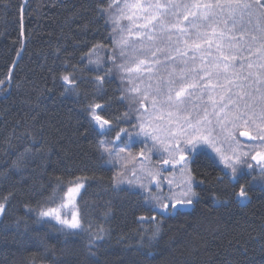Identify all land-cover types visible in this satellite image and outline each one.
Returning <instances> with one entry per match:
<instances>
[{
	"label": "trees",
	"instance_id": "1",
	"mask_svg": "<svg viewBox=\"0 0 264 264\" xmlns=\"http://www.w3.org/2000/svg\"><path fill=\"white\" fill-rule=\"evenodd\" d=\"M25 1L23 10L24 0H0V202L6 205L0 217V264H264V188L252 180L259 169L253 164L250 174L233 182L209 150L187 154L188 168L203 181L194 185L199 198L193 208L164 216L159 238L148 247L158 225L138 218L155 212L138 187L125 183L120 190L113 188L112 178L122 172V165L119 160L105 163L108 158L101 155L98 141L113 139L115 132L100 134L86 111L88 103H99L103 109L98 114L114 123L128 113L131 123L120 119L118 128L133 130L132 103L123 88L108 19L112 8L108 14L99 11L114 0ZM223 19L224 35L217 30L211 40L222 45L225 55L236 57L227 74L235 93V84H251L257 73L264 75V41L253 25L234 27L226 14ZM193 35L195 30L187 25L181 38ZM209 52L217 53L216 47ZM89 59L99 60V70ZM73 66L78 69L79 96L65 93L61 80ZM96 76L105 77L99 92ZM220 78L224 82L223 74ZM137 146L128 151L139 154ZM76 184L82 187L75 206H66L68 189ZM240 184L248 186L247 203L233 194ZM159 190L180 195L167 185ZM48 208H58L62 217L78 213L92 232L107 230L105 242L91 249L96 255H89L88 231L66 238L55 221L37 222V211Z\"/></svg>",
	"mask_w": 264,
	"mask_h": 264
},
{
	"label": "snow or ice",
	"instance_id": "2",
	"mask_svg": "<svg viewBox=\"0 0 264 264\" xmlns=\"http://www.w3.org/2000/svg\"><path fill=\"white\" fill-rule=\"evenodd\" d=\"M194 7H201V5L196 4ZM113 7L112 3H109L108 8L101 7L99 11L101 14H108L109 9ZM150 8H155L157 11L164 9V5L156 3L155 5H149ZM124 8L128 9L131 13L127 16V19L132 22L134 18V13L137 10L146 11L143 7L141 0H132L131 3H125ZM204 13L202 16H194V21H199V23H191V27L195 30V35L197 39H203V42L209 47H212V40L208 36V32H202L201 28L207 26L212 29L213 34H215V24L224 23L227 24V21L223 19L224 15L228 16V19L231 20L232 25L235 27L238 23H246L253 25L254 29L259 32L261 41H264V4L260 3V0H216L215 3H206L203 5ZM259 9V11H257ZM227 10V12H225ZM108 19L116 22L115 18L112 15H108ZM157 17L152 15L151 20H156ZM184 20L188 19V15L183 17ZM160 31L161 33L165 32L166 25L163 21V17L160 18ZM138 27V26H135ZM172 27L179 29V25H173ZM182 33L186 32L184 29H179ZM129 37L133 35L131 27L128 29ZM136 41L129 43L128 38H122L119 41L120 58H128L133 60V67H125L124 64L118 65V67L128 73L133 71H139L141 65L147 66L149 61L147 59L140 58L138 54L140 53H149L153 58V62L156 64L161 63L159 60H156V53L162 52L160 48H144L142 45L137 46V41H142L146 39L149 43H154L156 40L155 36H141L137 31L135 33ZM221 36L224 35L223 32L220 33ZM167 39L171 41V36H167ZM256 37L253 36V40ZM185 47L199 49L201 47L200 43H196L195 40L192 44H189L188 40L183 41ZM218 56L214 58V62L211 65L203 64V54L202 62L198 66L203 71V76H199L198 83L196 81V75H193L192 82L184 83L185 78L194 72L192 68L187 67V61L183 60L185 67H182L177 71L175 67L171 68L168 72L169 79L161 84V81H157L156 87L153 89L152 84L149 83L146 85V91L142 94V100L140 101L141 107H143V100L150 99L152 109L154 112L160 113L158 119L163 120L165 115L168 117V123L176 124L179 136L183 140L184 147L181 148L179 143L174 145L175 151L180 153L179 159L173 158L175 163L184 162L183 168L187 170L188 175L186 176L184 189L180 195L177 196L175 193L165 194L160 191L159 182L156 183L155 187L157 192L153 193L149 188V185L142 184L139 181L121 179L122 173L117 172L113 176V188L115 190H120L122 184H127L132 188H137L140 190L143 195L144 202L149 205V210L156 212L160 215V221H157L156 216L148 217L147 219L157 223V227L152 231L151 235L148 237L149 245L151 242L159 238L160 228L159 223L162 222L165 215H179L181 214V209L193 206L194 201L198 200L199 194L194 190V185L203 184L202 180H197L196 177L192 174L191 169L188 168L190 162L189 156L191 154L195 156L201 151H206L210 149L218 158L219 163L223 166L222 171L227 175L233 182H238L244 175L250 174L247 170H253V164L259 169L257 176L252 177V180L259 184L261 188H264V151H256L254 155H250L249 152H244L241 150L240 143L236 139V135L240 136H251V133L248 131L240 132L239 129L242 126H247L249 123L255 125L257 129V135L251 137L254 140H259L264 144V75L257 73L255 79L251 84H235L237 91L232 93V88L229 85L233 84V80L228 77V72L230 68V61L236 59L235 56L225 55L222 51V45L216 43L215 45ZM231 47V45H230ZM264 47V44H262ZM176 52L179 56H187V52H181L179 48L176 49ZM113 63H115V58H111ZM194 59V58H191ZM173 60L174 58L165 54V61ZM89 63H95L98 66L99 70V60L92 61L89 59ZM249 68L252 67L251 64L248 65ZM264 68V65L260 66ZM146 70L150 71V68L146 67ZM78 69L73 66V72L62 75L61 80L64 82V92L70 95L79 96L81 95L79 91V79L75 75V72ZM107 73L111 72V69L106 70ZM223 74L224 83L218 85H212V79L215 76L217 79ZM249 75H252L251 73ZM175 77V79L173 78ZM207 78V83L203 81ZM105 79L104 76H96L94 78V83L96 85L97 92L100 91L102 87V82ZM245 81L248 80V77L243 78ZM4 81H0V84H3ZM179 83L178 88L173 87L174 84ZM212 85V90L219 87L223 89L225 93H232L227 99L226 103H223L221 106H217L213 97L210 95L209 100L213 101L212 104V115L215 119V127H213V121L208 118V111L204 109V115L202 118L195 120V123L192 122L191 114L185 115L182 117L187 127H183L179 124V119H173L174 116H179L182 111H187L184 107L185 97L189 89H198L204 91L208 89V86ZM259 85V86H257ZM245 87H250L251 92L245 91ZM129 91L134 93H140L139 87H132ZM149 91H154L155 95H149ZM247 97V99H245ZM225 97L220 96V100L223 101ZM231 105V111L226 112L225 110ZM103 106L99 103H88L86 105V111L91 119L93 125L100 130V134L105 135L107 133L115 132L113 139H101L98 141L99 149L101 155H107V160L105 163H113L114 161L121 160V153H126L128 151L125 147H120V144L127 143L131 146V143L134 142L133 138L143 137L145 140L151 139L152 141L163 144V141H160L159 137L156 135V129L152 128L150 123L145 122L142 119H138L137 123L131 125L134 131H129L126 128H118L119 120L122 119L125 122H129L130 118L128 113L122 114V117L119 118L115 123L112 120L105 119L102 115L98 114L97 110H102ZM257 109L259 112L257 113ZM223 114V115H222ZM257 118L260 119L261 123H257ZM230 125V126H229ZM118 128V130H117ZM189 129L191 130L189 132ZM217 129L219 131H217ZM122 136L126 139H122ZM228 142L229 145L235 144V147H231L230 150L232 155H226L222 151L221 147L218 146L223 142ZM119 142V143H117ZM143 142V141H141ZM155 147V144L153 145ZM167 149V145H164ZM185 151L187 154H185ZM130 155V153H129ZM143 156V152L140 153ZM251 160L253 163H249L248 160ZM164 164H168L169 161H163ZM135 173H133L134 175ZM149 176L154 174L149 172ZM151 183V181H150ZM169 185L171 181L168 182ZM82 187L80 184H76L75 187L69 188L67 195L72 197L74 193L79 192V189ZM248 186L245 184H240L238 191H235L234 196L241 202L244 203L249 199V193L247 190ZM214 200H219L214 197ZM67 203H73L72 199H69ZM73 206H75L73 204ZM27 208L28 206L25 205ZM60 207H64V204H61ZM6 205L3 202H0V215L5 214ZM32 211V209H29ZM47 218V219H45ZM143 219V218H141ZM52 221L56 222V230L65 237H71L78 235L80 232L88 231V247L89 255L95 256L96 253L91 251L92 248L98 247L101 243L105 242L108 238V231L101 228L99 231L92 232L89 229L85 228L81 219L79 218L78 213H72L71 217L67 216L62 217L58 208H48L47 210L37 211V222L51 223ZM20 219H17V225L20 224ZM143 236L140 238V243L143 246Z\"/></svg>",
	"mask_w": 264,
	"mask_h": 264
},
{
	"label": "rangeland",
	"instance_id": "3",
	"mask_svg": "<svg viewBox=\"0 0 264 264\" xmlns=\"http://www.w3.org/2000/svg\"><path fill=\"white\" fill-rule=\"evenodd\" d=\"M131 2L132 0H114V5L109 13L115 18L116 21L113 22L110 20L112 28L114 30L116 50H118L116 55L120 59L119 65L124 64L125 67L134 66L135 62L133 60L119 57V41H121L122 38H128L129 43L136 41L135 33L137 31L141 36L156 37L154 43H149V41L144 39L142 41H137V46L142 45L144 48L153 49L160 48L163 51L156 53L155 59L161 62L159 64L153 62L154 58L149 53L138 54L140 58L147 59L149 61V64L147 66L141 65L139 71H133L131 73L122 70L124 75L123 80L125 82L123 88L126 91L127 97L132 103L129 108L132 115L134 116L133 125L137 123L138 119H142L145 122L150 123L152 128L156 129V135L159 137L160 141H163V144L152 141L151 139L145 140L143 137L135 136L133 138L134 142L131 143V146H129L127 143L121 144L120 147L124 146L125 148L129 149L132 148L133 144L137 143L138 146L136 147V151H140V153L143 152V156H141L140 159H137L139 158L140 153L136 155H133V152L131 153L130 151H127L126 153H121L122 159L119 160V163L122 165V175L120 178L122 180L127 179L139 181L142 184L149 185L150 189L156 188L155 185L157 182H159L160 186L167 185L168 188H172L180 193L179 188L181 185H183L182 190H185L184 184L188 172L183 168V161H181L180 163H175L173 160V158L178 160L180 155V153H177L175 151L174 145L179 143V146L181 148L184 147L183 140L179 136L177 125H170L167 122L168 117L166 115L163 120L158 119L160 113L154 112L151 106L150 99L143 100V107H141L140 101L143 98L142 94L147 90L146 85L151 83L154 89L158 80L161 81V84L163 85V82L169 79L168 72L171 70V68L175 67L177 71H179L180 68L185 67V64L182 62L183 60L187 61V67L192 68L194 70L192 74H189L185 78L184 83L192 82V77L193 75H196V73H198V75L196 76V81L200 83L199 76H203V71L198 66L202 62V54L204 65H211L214 62V58L218 56L217 53L209 52L215 48L213 41V46L209 47L203 42V39H197L196 35L181 38L182 32L179 31V29L186 30L187 25L191 27V23L193 22L199 23V21H194V16L198 17L203 15V5L205 4V1L141 0V3L146 9V11L137 10L134 13L133 21L130 22L127 19V16L133 13H131L128 9L124 8V4ZM156 3L164 5V9L157 11L155 8L148 7L149 5H155ZM196 4L201 5V7H194L193 5ZM152 15H155L157 19L151 20V22H149L150 17ZM185 15H188L187 20L183 19ZM161 17H163V21L166 25L164 33H161L160 31L159 21ZM176 24L179 25V29L172 27ZM221 25L222 23L214 25L216 31L218 30L220 33L222 32V29H220ZM130 27L133 32V35L131 37H129L128 32V29ZM205 27L206 28L202 32H208V36L211 39L213 34L212 29L207 26ZM167 36H171V41L167 39ZM184 40H188L189 44H192V42L195 40L196 43L201 44V47L199 49L185 47L183 43ZM177 48H179L181 52H187V56H179L176 52ZM188 49H190V51H188ZM165 54L173 57L174 62L173 60L165 61ZM146 67L150 68V71L146 70ZM173 78L175 79V77ZM203 83H207V78H205ZM223 83L224 82H221V78L217 79L214 76L212 79V85H218ZM212 85H209L208 89L204 91H200L198 89H189L188 93H190V95L186 94L185 97H183V99L185 100L184 107L187 109V111H182L178 117L174 116L173 119H179V124L186 128L187 125L182 119L183 116L191 114L192 122L195 123L196 119L203 117L204 109H207L208 118L213 121L212 126L215 127L216 118L212 115L213 101L209 100L208 97L211 95L214 101L216 102L217 106L219 107L223 103L227 102L228 97L232 95L233 91L232 93H225L223 89L219 87L212 90ZM179 86V83L173 85V87L175 88H178ZM132 87H139L140 93H134L129 91V89H131ZM229 87L231 86L229 85ZM233 90H236L235 86L233 87ZM149 95H155V92L149 91ZM221 95L225 97L223 101L220 100ZM245 99H247V97H245ZM225 111H231V105H229V108ZM257 123H261L259 118H257ZM132 131H134V129ZM190 131L191 130L189 129V132ZM217 131L219 130L217 129ZM239 131H248L251 133V136H248V138H242V136L238 134L236 135V139L239 141L242 151L249 152L250 155H254L256 151H264V144H262L259 140H254L251 138L257 135V129L255 125L249 123L247 126H242ZM154 144L155 147H153ZM164 145H167V149L164 147ZM218 146L221 147L222 151H224L226 155L230 156L232 155L230 148L235 147L236 145H229V143L225 141L222 144H219ZM208 150L212 152L210 149ZM185 154H187L186 151ZM165 160H168L169 163L164 164L163 161ZM156 162L157 165H154V163ZM248 162L253 163L250 159L248 160ZM123 165L125 167H123ZM175 168H178L179 172L174 171ZM168 170L172 171L170 173H167ZM149 172L153 173L154 177L149 176ZM133 173L135 174L133 175ZM169 181H171L170 185L168 183ZM77 193H74L73 196L70 197L73 201V204L75 203ZM68 204L71 205V203H66V206ZM63 213H65V211ZM1 216L2 215H0V217Z\"/></svg>",
	"mask_w": 264,
	"mask_h": 264
},
{
	"label": "water",
	"instance_id": "4",
	"mask_svg": "<svg viewBox=\"0 0 264 264\" xmlns=\"http://www.w3.org/2000/svg\"><path fill=\"white\" fill-rule=\"evenodd\" d=\"M26 6V1L24 2V5H23V9H24V7ZM23 47H22V49H21V51H20V53H19V55H18V58L17 59H19L20 57H21V55H22V52H23ZM13 68H14V66H13ZM12 68V69H13ZM243 138H248V136H242ZM248 202V200L246 201V202H244V203H247ZM194 206V205H193ZM193 206H190V207H187V208H183V209H181V211H190L192 208H193ZM156 213V212H155ZM157 215H159L158 213H156ZM157 215H154V216H156L157 217ZM175 215V214H174ZM174 215H172V216H174ZM165 216H168V215H165ZM141 218H143V219H141ZM148 217H146V216H141V217H139L138 218V220L140 221V222H147V221H149V219H147Z\"/></svg>",
	"mask_w": 264,
	"mask_h": 264
},
{
	"label": "bare ground",
	"instance_id": "5",
	"mask_svg": "<svg viewBox=\"0 0 264 264\" xmlns=\"http://www.w3.org/2000/svg\"><path fill=\"white\" fill-rule=\"evenodd\" d=\"M24 2H25V0H24ZM24 10V9H23ZM9 78L7 79V81L6 82H9ZM1 86H3V85H1ZM152 216H154V215H152ZM151 217V216H150ZM158 217V216H157ZM167 217V216H166ZM149 221H151V220H149ZM148 222V221H147Z\"/></svg>",
	"mask_w": 264,
	"mask_h": 264
}]
</instances>
